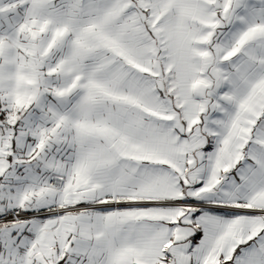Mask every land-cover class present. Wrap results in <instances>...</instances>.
I'll list each match as a JSON object with an SVG mask.
<instances>
[{"label":"snow or ice","instance_id":"1","mask_svg":"<svg viewBox=\"0 0 264 264\" xmlns=\"http://www.w3.org/2000/svg\"><path fill=\"white\" fill-rule=\"evenodd\" d=\"M0 264H264V0H0Z\"/></svg>","mask_w":264,"mask_h":264}]
</instances>
